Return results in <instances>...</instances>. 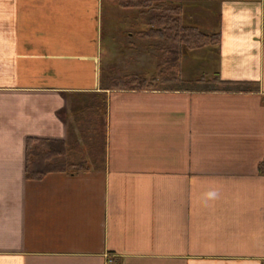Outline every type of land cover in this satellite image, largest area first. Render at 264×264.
<instances>
[{"label": "crops", "instance_id": "0c3cea01", "mask_svg": "<svg viewBox=\"0 0 264 264\" xmlns=\"http://www.w3.org/2000/svg\"><path fill=\"white\" fill-rule=\"evenodd\" d=\"M112 1L0 0V264H264V0L187 25L220 34L194 50L214 77L259 91L104 88ZM101 90L105 165L29 179L28 140L69 141L76 97Z\"/></svg>", "mask_w": 264, "mask_h": 264}, {"label": "rangeland", "instance_id": "374dc122", "mask_svg": "<svg viewBox=\"0 0 264 264\" xmlns=\"http://www.w3.org/2000/svg\"><path fill=\"white\" fill-rule=\"evenodd\" d=\"M119 1L110 3V17H106L111 19V23L118 24L121 32L125 30V35L122 36L121 44L119 45L121 49L116 57L105 59L102 73V86L104 88L115 89V83L118 80L124 79L128 81L135 74L140 77L155 79L152 86L153 89L183 86L185 83L184 81L182 82V76L186 79H200L203 75L205 76L204 79L211 81L194 82L189 85L186 83V85L202 87L212 84L211 86H218L213 81L214 65L212 59L207 57H203L202 60L199 57L195 59L194 55L196 52L194 50L197 49L185 51L180 61L181 71L178 73L176 62H165L167 53L164 50L165 45L162 39L155 35H150L151 33L147 34V36H150L149 41H146L147 39L142 37V35L136 37V39H129L128 34L130 32L138 33L142 29L147 30L145 28L146 25L142 26L141 23H138L139 27L135 26L137 21H144L143 17L146 13H141L143 11L138 7H123L119 4ZM184 5L185 25H190L188 23H192L194 19L208 25L215 20L212 11L213 5L208 0H184ZM177 75L178 77L181 76V80L176 79ZM164 78H170L171 80L164 81ZM107 101L108 93L105 90L80 93L76 97L71 112L70 139L67 141L71 144V151L64 157H58L60 160H65L69 165L76 166L82 164L89 167H102L105 165L106 162L104 163L103 161V146L107 126ZM82 159L86 160L85 163L82 162Z\"/></svg>", "mask_w": 264, "mask_h": 264}, {"label": "trees", "instance_id": "16d2710c", "mask_svg": "<svg viewBox=\"0 0 264 264\" xmlns=\"http://www.w3.org/2000/svg\"><path fill=\"white\" fill-rule=\"evenodd\" d=\"M121 1V2H120ZM119 4L123 7L141 8L145 14L144 21L148 26L146 34L155 35L164 41V50L167 53L165 62H176V69L181 71L180 61L186 50L200 49L205 46H216L220 43L221 37L218 32L207 33L200 30L197 26H187L183 23L184 3L174 0H120ZM181 80V76H176ZM164 78V81H170ZM200 81H211L204 78ZM214 83L218 84L222 90L228 91H259L258 82L249 81H223L217 76L213 78ZM155 79H148L133 75L128 81L120 79L115 83L116 89H153ZM183 82V80H182ZM114 87V88H115ZM264 100V98H263ZM106 136L103 146V161L106 159ZM71 151V144L65 140L37 139L30 138L27 143V169L26 174L29 179H40L50 171H80L90 167L80 164L69 165L64 157ZM86 160L82 159L85 163ZM74 166V167H73ZM260 172L264 173V162L259 166Z\"/></svg>", "mask_w": 264, "mask_h": 264}]
</instances>
